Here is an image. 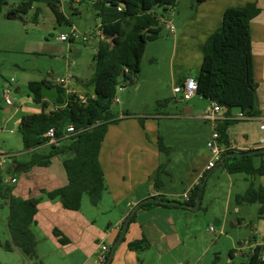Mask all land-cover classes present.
Here are the masks:
<instances>
[{
    "label": "crops",
    "instance_id": "0c3cea01",
    "mask_svg": "<svg viewBox=\"0 0 264 264\" xmlns=\"http://www.w3.org/2000/svg\"><path fill=\"white\" fill-rule=\"evenodd\" d=\"M189 1V6L176 11L177 23L167 21L170 30H164L165 36L157 39L161 42L168 39L170 42V96L157 100L159 104L151 112L143 110L131 113L128 110H115L113 106L111 108L117 122L108 125L98 154L105 190L97 206H85L82 200L79 211H69L58 199L48 200L44 194L67 185L63 162L71 157V153L54 156L46 167L35 165L23 173L15 174L12 172L14 166L24 164L13 163L8 170V175L11 174L9 185H12L14 196L23 200L40 198L35 223L30 229L36 241L33 254L26 256L30 260L38 263L40 257L56 255L60 257V264H97V256L102 248L112 247L124 220L138 203L148 198L161 197L184 204L185 197L189 200L193 189L216 169L205 171L209 160L206 141L212 129L203 115L211 103L198 95L188 101H181L172 94V89L182 86L187 78L194 79L197 75L202 62V48L220 28L224 11L246 5H254L258 10L250 22L249 34L254 106L259 115L251 119L230 120L233 124L227 130L226 146L237 151L254 150L251 146L257 141L259 125L264 121V0ZM167 11L165 13H169ZM169 17L174 18L173 9ZM160 19L162 24L164 18L160 16ZM73 82L76 94H92V89L86 94L78 90L82 86L78 78H74ZM121 88L120 92L124 90L123 86ZM43 101L47 103L45 114L59 108H51L45 97ZM10 106L5 107V113L10 111ZM34 111L31 108L27 113L42 112ZM239 114L238 110H233L229 118L236 119ZM222 116L226 118L223 111ZM9 122L10 119L4 121L3 127L8 128ZM67 143L68 139H63L59 146ZM46 149L49 147L42 146L35 153L46 154ZM21 153L24 154L23 151ZM255 161L264 163V156L254 158L253 164ZM260 179L264 184V178ZM181 209H137L134 221L128 225L110 264H135L136 260L139 261L138 255L128 249V244L140 240L147 243V247L141 250L152 249L158 260L174 252L181 244L175 224V219L183 215L179 211ZM60 239L67 240V243L61 244ZM17 251L14 249L11 253Z\"/></svg>",
    "mask_w": 264,
    "mask_h": 264
},
{
    "label": "trees",
    "instance_id": "16d2710c",
    "mask_svg": "<svg viewBox=\"0 0 264 264\" xmlns=\"http://www.w3.org/2000/svg\"><path fill=\"white\" fill-rule=\"evenodd\" d=\"M7 1L21 2L24 12L32 10L36 4H44L57 23L65 21L60 11V0H0V2ZM177 1L69 0L70 4H86L91 8L100 23L101 30L111 44L99 41L96 45V53L92 58L94 73L84 85L91 87L94 98L89 99L86 105L79 104L77 95H66V98L59 96L56 102L60 107L45 114L47 103L43 101L41 89L56 85L46 80L28 84L32 101L41 105L42 112L21 117L17 126L22 150L29 157L23 166L46 167L54 156L67 152L72 154L63 162L67 185L44 193L48 200L58 199L69 211H79L84 196L88 197L93 207L99 203L105 185L98 163V154L108 125L117 122L111 111L117 88L135 79L140 73L141 60L147 43L161 36L162 26L156 8H162L165 13L167 9L175 7ZM118 8L121 11H118ZM38 12L39 9L36 8L32 18L36 23ZM257 13L258 10L254 5L226 9L222 15L220 28L209 37L202 48V62L193 79L197 86L196 95L210 103L218 104L226 118H229L233 110H238L250 119L259 115L254 106V74L249 34L250 22ZM14 15V12L9 13L8 18L13 19ZM56 87L61 93L64 92ZM232 124L233 122L229 120L218 124L217 132L220 141L225 145H228L227 130ZM68 125H71L77 134L62 146L48 145V140L44 137L46 132L52 128L56 137L60 139L64 128ZM42 146H48V152L43 155L35 153ZM249 151L252 150H229L222 155L219 164L228 175L244 174L264 178V163L258 167L253 164L254 158L262 157L264 154L228 156ZM202 182L203 179L184 204L194 206L197 199L201 202L203 192L199 194V189ZM5 185L0 179V199L7 206V229L10 236V242L3 243L2 248L6 252L16 249L24 256H31L36 241L30 229L35 223L34 217L40 198L23 200L14 196L12 189ZM156 199L168 201L161 197ZM234 201L236 205L258 203L261 206L260 214H264V188L255 189L251 185L244 195L236 196ZM151 207L177 208L146 203L140 205L138 210ZM134 218L135 214L129 224ZM59 242L65 244L67 240L60 239ZM146 247L145 240L128 244V249L131 251ZM258 253L259 247H256L253 254L247 256L246 262L241 264H258Z\"/></svg>",
    "mask_w": 264,
    "mask_h": 264
},
{
    "label": "rangeland",
    "instance_id": "374dc122",
    "mask_svg": "<svg viewBox=\"0 0 264 264\" xmlns=\"http://www.w3.org/2000/svg\"><path fill=\"white\" fill-rule=\"evenodd\" d=\"M189 4V0L177 1L172 8L173 19L169 17L172 9L167 11L169 13H164L162 8H156L157 14L164 18L161 36L164 35V30H170L167 21L172 20L171 23L176 24V11ZM36 8L39 9L37 23L32 21ZM60 11L65 21L57 23L44 4H37L32 10L24 12L19 1L0 2V155L4 157L0 179L9 188L12 185L5 180L11 176L8 175V170L12 164H25L28 160L27 155L21 153L23 150L17 133V121L28 115L31 108L37 113L42 111L40 104L33 103L28 84L54 81L70 75L82 82V86L78 88L80 92L86 94L91 90V87L84 85L94 73L92 58L96 53V44L82 43L79 39L62 43L58 38L68 35L72 28L79 35L87 34L97 28L98 21L86 4H70L69 0H60ZM11 12H14V18L7 19ZM108 44L111 42L108 41ZM169 45L168 39L147 43L140 73L133 81L123 85L122 92L116 93L118 103L112 105L113 109L128 110L131 113L143 110L151 112L159 104L157 100L170 96ZM5 90L9 92L11 102L8 113L4 112ZM16 90L19 91L15 92ZM41 95L51 108L59 106L56 102L59 96L66 98V94L61 93L56 86L42 88ZM8 119V128H4V121ZM259 165V161L254 162V166ZM251 185L255 189L264 187L258 177L228 175L217 165L204 183L200 208L194 212L179 210L183 215L175 219V224L181 239L180 246L160 260L152 249L133 251L139 259L135 264L245 263L247 256L252 254L251 247L257 246L264 239V214H260V204L236 205L234 201L236 196L244 195ZM83 202L85 206L90 205L87 196L83 197ZM7 217V206L0 199V264L37 263L19 251L11 253L2 248L3 243L10 242ZM233 221H237V225H232ZM218 222L219 225L215 226ZM210 227L214 232H209ZM247 241H250L249 249L244 246ZM59 258L47 255L40 257L37 264H60Z\"/></svg>",
    "mask_w": 264,
    "mask_h": 264
},
{
    "label": "built area",
    "instance_id": "2783aa9c",
    "mask_svg": "<svg viewBox=\"0 0 264 264\" xmlns=\"http://www.w3.org/2000/svg\"><path fill=\"white\" fill-rule=\"evenodd\" d=\"M118 11H121L120 8H118ZM161 22V19H160ZM172 30V28H171ZM79 39L82 43H93L96 44L99 41L107 42L110 40H107L105 37V34L100 28V25L94 30L84 35H79L74 28L71 29L70 33L66 36H60L58 38L59 42H69V41H75ZM49 81V80H48ZM74 77L70 75H66L64 78L56 79L54 81H49L50 83L58 86L60 89H62L66 95H77V99L79 104L86 105L89 99H93L94 96L91 95H78L74 91ZM122 90L121 87L117 88V92H120ZM197 93V86L193 79L187 78L182 86L175 87L172 89V94L175 97H179L181 101H188L194 96H196ZM3 99L6 106H10L11 102L9 100V92L4 91L3 92ZM118 101L117 99L113 100V104H116ZM222 108L216 104L211 103L210 107L207 108L204 111L203 119L208 121L210 123L212 133L209 139L206 141V149L209 154V160L205 166V171L209 172L213 170L216 165L221 161L222 155L231 150L230 147L226 146L220 141L219 133L217 132L218 124L225 120H239V119H246L245 116H243L241 113L234 118H224L222 116ZM63 136L62 138L58 139L55 135V131L51 128L49 129L46 134L45 138L48 140V145L58 147L60 142L63 139H69L77 134V132L74 130V128L71 125H68L64 128L62 132ZM259 137L255 143L251 146L252 149H262L264 150V121H261L259 125ZM0 168L4 169V157L0 155ZM7 184L11 183V180L8 179ZM185 201H188V198L185 197ZM209 232H214L213 228H209ZM248 249L250 246V241L245 242V245ZM256 247H259V253H258V264H264V239H262L257 246L251 247V252L253 254ZM110 249L109 248H102V251L97 256V264H104L106 262V259L109 255ZM251 254V255H252Z\"/></svg>",
    "mask_w": 264,
    "mask_h": 264
},
{
    "label": "water",
    "instance_id": "95a60500",
    "mask_svg": "<svg viewBox=\"0 0 264 264\" xmlns=\"http://www.w3.org/2000/svg\"><path fill=\"white\" fill-rule=\"evenodd\" d=\"M7 19H9V18L7 17ZM256 154H264V150H262V149H254V150L246 152L244 154L234 153V154H230L228 156L229 157L250 156V155H256ZM219 163H221V161ZM26 170H27V167H25V166H14V168L12 169V172L15 173V174H20V173L25 172ZM206 179H207V176L204 177L203 182L200 185L199 194H201L203 192L204 183H205ZM146 203L169 205V206H173V207H177V208L187 209V210H190V211L194 212V211L198 210L199 205H200V200L197 199V201H196L194 206H188L186 204L178 203V202H175V201H163V200L156 199V198H148V199H145V200L141 201L140 203H138L131 210V212L127 215L126 219L124 220V223H123L122 229L120 231V234H119L117 240L114 242V244L110 248L109 255H108L107 260H106V262L104 264H110L111 263L116 249L118 248V246L120 245L121 241L124 238V235L126 233V230L128 228L129 222H130V219L135 214V212L139 208V206L142 205V204H146ZM236 223H237V221H233L232 225H235ZM218 225H219V222L217 224H215V226H218Z\"/></svg>",
    "mask_w": 264,
    "mask_h": 264
}]
</instances>
